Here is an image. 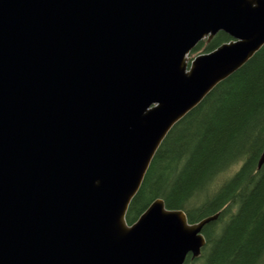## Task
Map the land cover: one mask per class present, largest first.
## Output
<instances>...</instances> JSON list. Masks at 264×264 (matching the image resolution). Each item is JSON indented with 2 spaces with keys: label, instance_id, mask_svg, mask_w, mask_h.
I'll return each instance as SVG.
<instances>
[{
  "label": "water",
  "instance_id": "95a60500",
  "mask_svg": "<svg viewBox=\"0 0 264 264\" xmlns=\"http://www.w3.org/2000/svg\"><path fill=\"white\" fill-rule=\"evenodd\" d=\"M263 45L264 0H0V264L199 257L218 213L126 212L170 129Z\"/></svg>",
  "mask_w": 264,
  "mask_h": 264
},
{
  "label": "trees",
  "instance_id": "16d2710c",
  "mask_svg": "<svg viewBox=\"0 0 264 264\" xmlns=\"http://www.w3.org/2000/svg\"><path fill=\"white\" fill-rule=\"evenodd\" d=\"M219 32L192 50L210 52ZM264 45L167 133L131 200L134 223L157 198L189 223L218 213L202 229L199 257L184 264H264ZM235 166H238L235 168Z\"/></svg>",
  "mask_w": 264,
  "mask_h": 264
},
{
  "label": "rangeland",
  "instance_id": "374dc122",
  "mask_svg": "<svg viewBox=\"0 0 264 264\" xmlns=\"http://www.w3.org/2000/svg\"><path fill=\"white\" fill-rule=\"evenodd\" d=\"M204 51H203V48L200 47L199 50H195V51H191L190 54L188 55V63L193 59L195 58L196 56L200 55V54H203ZM238 166H235V168H237Z\"/></svg>",
  "mask_w": 264,
  "mask_h": 264
},
{
  "label": "bare ground",
  "instance_id": "6f19581e",
  "mask_svg": "<svg viewBox=\"0 0 264 264\" xmlns=\"http://www.w3.org/2000/svg\"><path fill=\"white\" fill-rule=\"evenodd\" d=\"M208 95V94H207Z\"/></svg>",
  "mask_w": 264,
  "mask_h": 264
}]
</instances>
